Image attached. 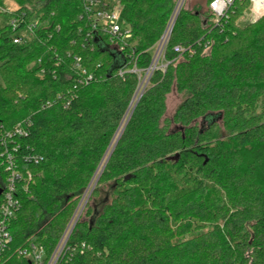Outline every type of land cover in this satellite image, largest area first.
<instances>
[{
	"label": "trees",
	"instance_id": "obj_1",
	"mask_svg": "<svg viewBox=\"0 0 264 264\" xmlns=\"http://www.w3.org/2000/svg\"><path fill=\"white\" fill-rule=\"evenodd\" d=\"M11 1L14 11H0V137L26 124L15 142L32 177L11 251L33 242L51 254L131 114L132 70L152 65L176 3L117 0L133 35L121 50L91 30L87 0ZM211 1L204 14L181 10L166 71L153 73L69 240L87 250L68 264H264V15L241 26L251 5L236 0L217 23ZM21 13L38 25L19 45L9 22ZM76 58L95 77L89 85L79 84ZM174 87L186 98L168 120ZM31 154L41 162L26 163ZM6 180L0 157V190Z\"/></svg>",
	"mask_w": 264,
	"mask_h": 264
},
{
	"label": "built area",
	"instance_id": "obj_2",
	"mask_svg": "<svg viewBox=\"0 0 264 264\" xmlns=\"http://www.w3.org/2000/svg\"><path fill=\"white\" fill-rule=\"evenodd\" d=\"M236 0H212L209 9L214 14L216 22L227 18L230 7ZM250 9L253 12L254 18L251 22H255L264 15V0H249ZM1 12L10 13L0 8ZM85 15L89 19V25L92 31L102 29L105 34L110 36L113 42H119L124 49L127 41L131 40L133 35L130 28H127L121 23V10L111 0H87L85 3ZM10 27L14 33V44H25L31 41L30 33L37 27V21L27 22L26 14L21 13L13 16L9 22ZM172 26V21L169 28ZM169 32V31H168ZM166 33V37L161 43L162 53H164L170 36ZM191 49L189 48V51ZM186 51L184 47H175V52L183 54ZM154 64V63H153ZM153 65L146 71L148 74L151 72L149 78L152 77ZM74 68L81 73L79 80L80 85H89L95 80L93 75L88 74L85 70L81 69L80 59L76 58ZM145 71V72H146ZM133 73L139 75L141 82V75L145 72L134 68ZM123 75V72H121ZM149 82V81H148ZM139 89V88H138ZM69 105V104H67ZM26 124L17 125L11 132H7L3 137H0V157L3 159V164L7 172V180L4 188L2 189V197L0 203V264H68L69 261L76 255V253H83L87 250L85 244L68 247L69 240L74 231L73 226L75 222L80 219V208L76 211L73 219L69 223L66 231L62 235L55 250L49 254L46 249L33 242L11 251L13 244V236L10 231L12 222L16 219L19 211L21 210V202L19 199L20 191L27 189L24 184L31 181V175L24 174L18 166L19 146L15 140L17 138L27 137L25 129ZM11 144V145H10ZM41 158L37 155L25 156L26 163L39 164ZM83 202H81L82 204ZM80 204V205H81ZM15 260H17L15 262Z\"/></svg>",
	"mask_w": 264,
	"mask_h": 264
},
{
	"label": "rangeland",
	"instance_id": "obj_3",
	"mask_svg": "<svg viewBox=\"0 0 264 264\" xmlns=\"http://www.w3.org/2000/svg\"><path fill=\"white\" fill-rule=\"evenodd\" d=\"M111 1L114 4H116L118 2L117 0H111ZM180 1L181 0H175L176 5H175V10L173 12V15L175 14L178 5H180ZM5 7H0V8L3 9L4 11H8V10H6L7 8L10 9V11L11 10L14 11L16 6H15L13 1L5 0ZM182 9H184L186 11H189V12H192V13L199 12L201 14H204L206 12V9H207V0H184L181 10ZM173 15H172V17H173ZM253 18H254L253 12L251 11V9H249V10H247L245 12V14L241 18L239 24L241 26H246L249 23H251ZM3 20H4V18L1 17L0 18V27L3 25ZM171 20H172V18L170 19L169 25H168L167 30L165 31L163 37L170 30L169 26H170ZM163 37L161 38L160 42L156 46H154V48L152 49V54H153L152 65H153V67H152L151 71H153V72H155L157 70H162L164 72V71H166V68L168 66V64H167V62L165 60V57H164V53H162V49L163 48H162L161 43L163 42V40H162ZM150 74H151V72L148 74V71H146L145 73H143L141 75V82H140V84L138 86L139 90L137 89V91H138V92L136 91L137 95L135 94L136 95V99L134 100V104L130 106L129 110H133L134 107L137 106V105L135 106V103H137L139 97H142L144 92H145V90L150 87V79H151V78H149ZM185 98H186V95L185 94H180L177 91L176 87H174L172 89L171 93H169L168 96L166 97V101H165L166 111H165L164 119H168V120L172 119L175 116V114H176L177 110L179 109V107L181 106V104L184 102ZM127 117L125 118L126 121L128 119ZM126 121H123L121 123V125H120V127H119V129H118V131H117V133H116V135H115V137H114L109 149L111 148L113 150L117 139L121 135L122 131L125 130L124 127L126 125L125 124ZM223 125H224L223 121L220 122L219 129H218V134L220 135V137L226 138L227 136H229V134H228L229 132L226 131V129H225V127ZM109 149L107 150V152L105 154V157H104V159H103V161H102V163H101V165H100V167H99V169H98V171L96 173L95 178L93 179V181L91 182L89 188L86 190V192L84 194V197H83V199L81 201L83 203L82 204L80 203L81 205L79 204V206H78V208L81 206V208H80L81 216L85 213V209L87 208L86 206L89 203L90 198L88 199V197H89L90 193H93V191L95 190V188L97 186V183L99 181V178L102 175V173H103V171H104V169H105V167L107 165L106 162H107L108 156L110 155ZM112 150H111V152H112ZM108 153H109V155H108ZM101 187L102 188H101L100 197H102L103 199H106L108 197L107 196V192L110 189H109L108 185L107 186L103 185ZM93 202H91L89 204V205L92 204V207H93ZM81 216H80V218L83 217V216L82 217Z\"/></svg>",
	"mask_w": 264,
	"mask_h": 264
},
{
	"label": "water",
	"instance_id": "obj_4",
	"mask_svg": "<svg viewBox=\"0 0 264 264\" xmlns=\"http://www.w3.org/2000/svg\"><path fill=\"white\" fill-rule=\"evenodd\" d=\"M183 2H184V0H181V1H180V5H178L175 14H174L173 17H172V20H171V21H172V26H171V28H170V30H169V32H168V35H169V36H171V34H172L173 27H174L175 22H176V20H177L179 14H180V11H181V8H182V4H183ZM165 37H166V34H165V36L163 37L162 40H164ZM138 90H139V89H138ZM137 92H138V91H137ZM136 95H137V93H136ZM136 95H135V97L133 98V101H132V104H131V105L134 104V100L136 99ZM140 98H141V97H139L137 103H135V106L138 104ZM134 109H135V107H134ZM134 109L132 110L131 114L129 115V118L127 119V122H126V125H125L124 129L126 128V126H127L128 122H129V119H130V117H131V115H132ZM123 132H124V130L122 131V133H121V135L119 136V138L122 136ZM119 138L117 139V141H116V143H115V145H114V148L116 147V145H117V143H118V141H119ZM114 148H113V150H114ZM113 150H112V152H113ZM112 152L110 153V155H109V157H108V159H107V162H108V160H109V158H110ZM107 162H106V164H107ZM92 190H93V189H92ZM1 194H2V190H0V195H1ZM91 194H92V193H90L88 199L90 198ZM86 203H87V202H86ZM76 224H77V221L75 222V224H74V226H73V229L75 228V225H76Z\"/></svg>",
	"mask_w": 264,
	"mask_h": 264
}]
</instances>
